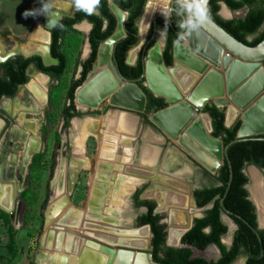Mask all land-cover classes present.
Listing matches in <instances>:
<instances>
[{
    "label": "rangeland",
    "instance_id": "obj_1",
    "mask_svg": "<svg viewBox=\"0 0 264 264\" xmlns=\"http://www.w3.org/2000/svg\"><path fill=\"white\" fill-rule=\"evenodd\" d=\"M42 3L52 4L51 9L56 10L60 13V15L64 14H72L75 10L70 7V0H0V38H2V47L5 51L11 50L14 44H26L33 34L34 30L40 29L41 32L45 33V38H47L46 42L42 46H49L50 41V32L49 27H47L45 15H35V16H24L26 11L38 10L41 8ZM58 8V9H57ZM65 8V9H64ZM70 11H67V9ZM63 9V10H62ZM245 12V8L240 10V15ZM75 30H70L65 33L62 39L61 48L67 57V67L64 75L59 80H50L46 78L45 86H46V94L47 99L44 94V103L38 104L37 102H41L38 99H32L29 95V91L26 90V85H22L19 89L18 96L21 97L23 94L24 98L27 101L24 102L25 105H30L29 108L18 109L19 112H16L15 105H17L16 100L19 99L18 96L13 101V98L2 97L0 100V110L4 118L0 117V180L9 181L5 184H10V182H15V190H14V198L12 210L5 211L0 208V264H36V259L38 254L43 251L46 252L45 249L42 248L41 240L43 234L47 231V223H46V214L50 209L51 203L54 199H60L62 196H67L68 205L62 208L69 210L71 212L74 211L75 216L72 218L73 221H70L69 224H54L53 229L63 232H71L73 236L78 235L81 230L83 234L81 237L86 240V243L89 245L90 242L98 243L101 247L102 245L110 246L113 243L102 241V239L98 238L96 234L95 236L87 235L84 233L83 226L88 229H95L94 226H90L86 221L87 218H90L92 213V206L89 205V198L91 194H94L93 185L95 183H100L103 186L104 193L106 195L107 187L106 184L97 181L96 177H94L95 170L100 167L96 165L95 170L82 168L77 173V177L75 178V182L73 187L69 189L68 181L69 172V160L71 155H82L84 153L88 156L89 159L94 163V156L97 152L98 144L95 141V137L91 134L88 135L84 141V150L79 154H75V141L77 137H82V125L85 121H93L96 120L97 128H101V122L107 120V118L117 111L118 106H113L110 102L109 97L104 98L98 104V109L95 110L98 117L90 119L89 115H84L83 117H73L67 126H65L61 110L63 106L67 103L66 99V91L72 79H75L79 76V71L81 67L77 65L78 59H85L89 53V42L87 39V34L89 30V26L86 24V21H82L76 25H74ZM259 31H264V21L259 28ZM252 38V37H249ZM159 41V35H155V40ZM141 41V39H140ZM161 42V41H159ZM140 43V42H139ZM138 43V44H139ZM142 43V44H141ZM139 46L142 47L143 42H141ZM136 44L135 46H138ZM134 47V46H133ZM132 48V47H131ZM45 49L40 50L41 52H46ZM140 50V47H139ZM138 50V54H139ZM37 50L31 51H18V54H22L24 52L31 53ZM13 53V51L9 52ZM128 53V52H127ZM137 54V55H138ZM11 54L10 56H13ZM110 59L112 60L111 56ZM32 72L36 73L34 70ZM34 73H32V79L34 77ZM35 79V78H34ZM248 79V78H247ZM249 80V79H248ZM31 87V84L28 86ZM51 91V95L53 96L52 104L48 102V91ZM28 91V92H27ZM18 93V92H17ZM8 99V106L3 105V100ZM21 99V98H20ZM6 101V100H5ZM13 101V102H12ZM74 102L76 107L83 111H88L91 108L88 107H79L76 104L75 94H74ZM211 102V101H209ZM13 103L15 105H13ZM113 106V108H105L107 106ZM12 107V108H11ZM125 109V108H124ZM125 112L130 113L131 115L136 116V111L125 109ZM89 112V111H88ZM242 113L239 114V116ZM89 117V118H88ZM239 119V117H236ZM41 122V126L37 125V122ZM7 122V123H6ZM136 122V121H135ZM32 123L35 125V129L33 131L25 129V125ZM234 123V122H233ZM104 128V129H103ZM149 128L145 127V130ZM36 129H39V147L36 151L31 154V157L27 163L23 161V153L26 142V135L28 133H34ZM105 130V127H102ZM117 130V129H116ZM142 131L143 140L140 144L139 155L137 156V163H140V157L142 150L145 151L146 146L156 145L157 141L160 139L154 138L147 130ZM120 132H124L122 129H118ZM132 130L130 133L132 135V140L134 141L132 145L129 147L124 146V148H128L127 151L133 150V159H135L136 148L135 145L137 143V133L135 134ZM97 133L105 136V133H100L97 130ZM113 135H116L113 133ZM123 137V136H122ZM163 140V139H162ZM173 146V152H180L182 155L187 150L182 148L177 141H170ZM135 144V145H134ZM82 150V149H81ZM188 152V151H187ZM186 152V153H187ZM188 154V153H187ZM16 155L14 158L13 156ZM35 158L33 159V156ZM190 155V154H188ZM174 155L171 156V158ZM132 159V163H133ZM174 158H172L173 161ZM200 160V159H198ZM97 160H95L96 163ZM171 161V162H172ZM201 161V160H200ZM206 167L203 161H201ZM220 162V161H219ZM192 163V162H191ZM221 163V162H220ZM180 164V163H179ZM23 165V167H22ZM113 165L110 168L113 169ZM23 168V169H22ZM180 168V167H179ZM209 168V167H208ZM210 169V168H209ZM181 170V168H180ZM247 177V189L250 198L254 201L255 210H257L258 221L259 220V212L258 205H256L255 197L251 190L254 180L253 173L256 174L258 178H260L262 187L264 188V169L253 168L250 165H247L244 169ZM191 169L183 168L180 172H171L174 177H179L184 180L185 176L191 177ZM194 172L196 183L190 184L191 189L193 191L194 187L207 186L213 183V179H201V174L199 172ZM104 172L103 174H106ZM113 175L115 172L109 171L108 175L104 178L106 181L110 179L112 183H114ZM100 178V176H99ZM142 178V177H141ZM58 179V182L56 181ZM95 182V183H94ZM60 184V194H56V184ZM94 183V184H93ZM4 184V185H5ZM11 185V184H10ZM143 182H139L136 186H142ZM12 186V185H11ZM130 187L121 197H119V205L115 206L116 202L107 203L105 207L108 209L113 208L116 210L114 217L117 216L114 220L117 221H109V226L106 221H101L103 226L96 225V232L103 227H114L117 228H128L129 226L132 228H137L143 225H138L137 215L142 212L143 208L136 205L135 200L133 201L131 196L134 192V189L137 187ZM19 189H18V188ZM175 187V186H174ZM175 189H179V187H175ZM183 189H187V187H183ZM116 191V190H115ZM108 194H110L108 192ZM120 195V194H119ZM104 196V195H100ZM141 199H145L146 197L142 196V191L140 194ZM104 201L107 200L106 196L103 198ZM121 200V201H120ZM151 201H155L150 198ZM104 204V203H103ZM66 205V204H65ZM157 202L155 201V206ZM114 206V207H112ZM49 207V208H48ZM64 211L66 212V210ZM74 209V210H73ZM73 210V211H72ZM86 210V211H85ZM47 211V212H46ZM203 210H199L198 212H194V217L200 216L203 214ZM79 213V214H78ZM83 213V214H82ZM84 213H86L84 215ZM92 213V214H91ZM162 216V221L168 224V213L155 211ZM102 214V211L101 213ZM104 214V213H103ZM84 215V216H83ZM110 215V212H109ZM196 215V216H195ZM223 221L227 224L228 230L226 234L222 236V241L226 245H229L232 240V235L235 230V223L233 220L226 214L222 213L221 215ZM78 219H81V221ZM82 222V223H81ZM86 222V223H84ZM78 223L80 224V228L78 227ZM73 224V225H72ZM113 224V225H112ZM261 224V223H260ZM59 225V226H58ZM88 225V226H87ZM111 225V226H110ZM62 226V227H61ZM120 226V227H119ZM59 229H56L58 228ZM91 227V228H90ZM93 227V228H92ZM165 227V230L168 228ZM169 227V225H168ZM60 228H62L60 230ZM149 228V227H148ZM104 229V228H103ZM127 229V230H128ZM92 230V231H93ZM122 230V229H121ZM120 230V231H121ZM150 230V229H149ZM91 231V232H92ZM151 238V237H150ZM89 242V243H88ZM91 244V243H90ZM86 245V246H88ZM92 245V244H91ZM114 248H126L129 250L135 251H144L146 253H150L151 248L142 249L137 247H131L128 245H124L123 243H115L113 244ZM94 246V245H92ZM95 247V246H94ZM94 247H86L87 250H90L92 253H97L105 258L106 264L109 255L104 252H99L98 249H94ZM93 249V250H92ZM98 251V252H97ZM52 253V252H49ZM193 254L198 256H203L207 259H215L219 256V249L216 245H209L204 250H198L193 248ZM242 256V255H241ZM239 258V257H238ZM237 258V259H238ZM236 259V260H237ZM235 260V261H236ZM50 263V262H49Z\"/></svg>",
    "mask_w": 264,
    "mask_h": 264
},
{
    "label": "trees",
    "instance_id": "obj_2",
    "mask_svg": "<svg viewBox=\"0 0 264 264\" xmlns=\"http://www.w3.org/2000/svg\"><path fill=\"white\" fill-rule=\"evenodd\" d=\"M111 1L127 13L124 22L125 36L115 42L111 58L119 74L125 80L134 81L145 93V113L141 115L147 123H150L148 115L165 107L167 103L163 97L153 95L143 85L141 76L144 68V55L155 42L157 31L164 30L167 25V42L162 48V55L164 64L172 65L173 40L181 30L177 27L179 18L174 12H171V17L167 21L165 17H155L145 37L143 44L145 48L140 50L135 64H127L125 59L128 50L139 42L138 21L147 0H101L100 16H87L75 10L72 14L62 15L59 22L64 25V28H49L50 54L58 62L45 65L38 54L30 56L15 54L1 61L0 100L2 97L13 98L19 88L28 83L27 68L30 65L48 76L51 81L59 80L67 67V57L61 48L62 39L66 32L75 30L74 25L85 20L90 25H94L87 34L90 50L85 59L77 60V65L81 67L79 76L71 80L66 91L67 103L61 110L65 126L69 124L72 117L83 115L84 113L75 105L74 94L76 88L82 84L91 70L101 43L116 29L117 19L109 7ZM220 1L232 10L243 6H247L248 10L242 18L223 19L218 14ZM208 6L210 17L236 39L252 46L264 38V31H259L264 21V0H209ZM104 19L107 20L106 28L103 24ZM249 36L252 38L248 39ZM139 78L141 79L138 80ZM52 99L53 96L49 90V104H52ZM203 110L211 116L213 127L211 134L219 137L223 145L227 147L223 163L214 174L204 169L205 174L214 180L213 183L194 189L193 192L197 206H203L212 200V207L206 209L201 216L193 218L192 226L181 236V246H168L165 244L166 224L160 222L162 219L160 214L154 213V201L138 199L140 192L138 190L134 194L136 205L147 207V211L137 217L138 225H149L152 232L150 252L153 260L159 264H231L241 255H247L246 264H264V228H258L255 206L245 187L248 177L244 172L247 165H255L257 168L264 169V133L230 143L236 138L241 120L236 119L230 127H226L224 110L217 109L211 102H208ZM0 117L4 118L1 110ZM222 213L228 215L237 225L230 245L222 242V236L228 230L227 224L221 217ZM211 244L219 249L217 258L207 259L193 254V248L204 250Z\"/></svg>",
    "mask_w": 264,
    "mask_h": 264
},
{
    "label": "bare ground",
    "instance_id": "obj_3",
    "mask_svg": "<svg viewBox=\"0 0 264 264\" xmlns=\"http://www.w3.org/2000/svg\"><path fill=\"white\" fill-rule=\"evenodd\" d=\"M155 9H156V0H148L146 9L138 24L139 33H141V36H143V34L145 33V30L147 29V26L149 24V21L152 17L153 12H155ZM69 10L70 9L68 8L67 11ZM52 12L56 13V11H52ZM115 12L118 17V28L116 29L114 34L109 39H107L105 42L102 43L100 50H99V54L97 56V60H96L95 72L91 75L89 81L84 85H80L76 89L75 99L78 105L86 106L89 104V102H91V103H97V106H98V104L103 99L102 95H104L108 87L112 85V82L113 83L116 82L115 77L108 66V62L110 61V53H111L113 41L115 38H117L122 33L121 25H122V21L124 20L126 12L117 7L115 8ZM46 17L48 21L49 16L46 15ZM34 38H36L40 42L39 46H41L43 41H45L44 36H41V35H36ZM34 42H37V41H34ZM136 49L137 48H133L130 51L129 55H127V58H126L127 61H131V59H134V55L136 54ZM149 66L151 69L150 73L153 75L152 79H154V76H156L159 72V60H158V54L156 51H153L150 55ZM255 69H257V71ZM32 70L35 71L36 69L35 68L30 69L31 74L34 73L32 72ZM194 70L195 69H193L192 71ZM188 73L187 72L179 73V71L176 72L177 76L181 78V80L184 81L182 82L184 85L183 87L184 89H187L185 87L187 85L188 87H190V83L193 80L197 79L194 76L195 72L194 73L190 72L189 74ZM33 75H35V73ZM249 75H250V79L249 80L245 79L244 80L245 83L240 88H237L239 90L235 93L234 91L236 89L234 88V85L239 84L241 80L243 81V79L248 77ZM223 78L225 80V76ZM225 81H226V84L228 85V89H227V91L229 90L228 95L231 96V99L235 103H237L238 106L239 105L241 106V109L243 108L247 110L248 107L253 106L250 109V111L246 113L245 119L244 117H242L245 121L243 123L242 128L240 129V133L241 134H244L247 132L251 133L253 131L261 129V127H263L264 125V65L263 66L262 65L261 66H257V65L256 66L254 65L243 66L240 64H234L228 69L226 73ZM218 82L219 81L213 78L206 80L204 84L199 87L196 100H200V97L202 94L206 95L209 92H219L218 91L219 86L217 85ZM176 86H178L182 94L187 93V90H183L181 87H179V85H176ZM32 90L37 94L38 100L40 101L41 95L38 93L39 90H34V89ZM109 96L110 94L107 97ZM18 98L19 99L16 100L17 105L13 103V105H15L17 112H19L18 109L20 110V109H25V108L30 107V105L24 104V102L27 100L23 102L20 99L21 98L20 96H18ZM113 99H114V102H119V103L128 102L129 104L133 106H137V104L140 103V96L138 95L137 91L130 86H126L124 90H122V92H120ZM193 100H195L194 96H193ZM37 103L42 104V101L37 102ZM8 104H9L8 100L3 102L4 106H8ZM88 107L90 106L88 105ZM37 125L39 126L40 124L37 122ZM25 127H26L25 129L31 130V131L35 129V125H33L32 123L30 124L26 123ZM39 136H40V131H37L36 129L34 132V135L30 136L27 139L25 147H24V153H23L24 163H27V161H29L31 157V154L38 149ZM179 143L192 156H194L197 159H200L205 164H207V166L210 169H213L220 165V162H219L220 159L216 158L215 156L211 157L210 155L207 156L204 153H199L200 148L196 147L197 144L195 142L193 143L192 141H190V138L188 139V138H185L184 136L179 139ZM76 147H78L77 144H76ZM67 168H68L69 178H70V180L68 181V184L72 185L80 169L90 168V160L86 156L72 154L69 160V166ZM124 172L127 174H131V175L137 174L138 176L146 180L154 181L151 186L147 187L143 191L142 196L155 200L157 202V211H161V212L168 211V213L170 214V220H169L170 224L168 227L169 228L168 241L171 244H177L179 242V239L182 233L191 224L192 218L194 217V212H198L195 205L193 204V199H192V194H191V185L189 183H186L185 181L183 182V180H180L176 177H171L165 173H162L156 170H147V169H142L138 167L126 166L124 168ZM253 180H254V183H253L251 190L255 197V201L257 203L256 205H258V212H259L258 214H259L260 223L261 225H264V188L262 187L260 178H258L256 174L254 173H253ZM56 181L58 182V179ZM174 186L176 188L179 187V189H175ZM185 186L187 187V189H183V187ZM60 187H61L60 184L57 183L56 190H55L56 194L57 192L58 194H60V191H62ZM2 188L3 190L0 196V205L3 206L5 210L10 212L12 210L11 207L13 205V198H14L12 195L13 193L11 192V185L5 184L2 186ZM93 191H94V194H91V197L89 198L90 199L89 205L92 206L91 212L94 214L93 215L89 214L90 218H87V216L85 215L86 213H84V215L87 218L86 222L90 224V226H94V228L96 229V225L98 226L100 225L101 227L103 226L102 224L103 220L101 219L102 217L100 218L99 213L101 212V209L103 208L106 202L103 200L105 193H104L103 186L100 183H95L93 185L92 192ZM100 195H104V196H100ZM67 203H68V198L66 195L60 197V199L59 198L57 200L54 199L53 202L51 203L50 209L48 210V212L46 211L47 212L46 223L48 225L47 227L48 229L43 234V237L41 240L42 248L45 249L46 252L41 251L38 254L37 259H36V264H106L104 257L95 253L96 251L92 253L90 250H87L86 247L89 248L90 246L91 247L95 246L94 249H98L99 252H104L107 255L109 254L103 251L99 247V244L96 242L95 243L90 242L94 246H92L89 242H88L89 243L88 245L86 243V240L81 237L82 235H80V234H83L81 230H78L80 231L78 235L76 234V236H73L72 234H70L71 232H68V231L63 232L61 230L62 228H60L61 231L53 229L55 226L54 224L56 225L59 223L68 224V222L70 224L71 223L70 221H73L72 218L75 216V213L77 211L74 213L73 211L74 209L72 210L73 212L66 210L65 208L67 207L65 206L68 205ZM117 204L119 203L117 202L116 206ZM63 207H65L64 209L66 210V212L64 211V209L62 211ZM110 216H112V214ZM79 220L81 221V219H78V222ZM56 222H59V223H56ZM52 225L54 226L52 227ZM78 227L80 228L79 223H78ZM82 228L85 230L84 231L85 234L89 236L90 235L95 236L94 234H96V236L102 239V241L111 242L113 244L123 243L124 245L126 244L131 247H137V248H142V249H146L150 245V234L151 233L149 231L148 226H140L137 228H132L129 226V229L127 228L128 230L124 229V230L119 231L120 229H118L117 232H115L116 230L113 227H109V228H112L111 231H104L106 230V228L99 229L98 227L97 232L95 229L87 230L86 225L85 227L83 226ZM56 229H59V227ZM48 251L52 253H49ZM107 260H108L107 264H120V262H118L116 259H113L112 261H110L108 258ZM126 262L127 261L123 262V264H155L151 262L148 256L146 257L138 256L135 253L132 254V256L128 259V262L127 263ZM234 264H242V263L236 262Z\"/></svg>",
    "mask_w": 264,
    "mask_h": 264
},
{
    "label": "water",
    "instance_id": "obj_4",
    "mask_svg": "<svg viewBox=\"0 0 264 264\" xmlns=\"http://www.w3.org/2000/svg\"><path fill=\"white\" fill-rule=\"evenodd\" d=\"M147 2L140 16L139 22L146 9ZM208 3H209V0H208ZM109 7L111 11L114 13V15L116 16V19H117L116 29H117L118 28V17L116 15L115 8L116 7L119 8V7L112 1L109 3ZM171 8H173V6H171ZM55 14L58 18L62 16L60 15L58 11H56ZM126 14H125L124 20L122 21V25H121L122 33L117 38L114 39L110 56L112 55L115 42L118 41L123 36H125L124 22L126 19ZM157 16L164 17V15H161V14L153 15L152 19H150L149 21V24ZM45 19H46V24L48 25L46 15H45ZM149 24H148V27H149ZM112 35H110L107 39H109ZM144 41H145V37L141 36V34L139 33V42L140 43L143 42L144 44ZM185 41H182L181 44H184ZM186 42H187V47L183 48L182 51L180 49L181 47L177 49L176 47L173 46L172 48L173 62H172V65L170 66H166L164 64L163 55L159 54V52H162V47L160 44H159V47H157L158 42H154L147 49L144 55V58H143L144 68H143V73L141 76V78H143V85H145L146 88L149 89V91L153 95L163 97L167 103L165 107L152 112L149 115V121L154 126H156L158 129H160L163 133H165L167 137L173 142L175 141V139H177L178 135L181 133L183 137L184 136L191 137L192 140L198 143L200 148L202 147L206 149L210 154L220 159V162H221L220 165H221L226 155L227 147L223 145V142L219 137L213 136L211 134L213 130L211 116L209 115L208 112L204 111L203 109L205 105L209 101H211V103H213L217 107V109L224 110V125L226 127H230L235 121V118L239 117V119L241 120V123L237 130L236 138L232 140L230 143L238 141V140L246 139L249 136H254V135L264 133V125H263L261 129L253 131L251 133L241 134L240 129L242 128L244 121L242 120L243 115L239 116L240 112L236 108L238 104L235 102L234 104H232V102L230 101L231 96H229V98H227V96L223 97L225 94L224 93L225 91L223 89L224 84H225L223 77L225 76V80H226V73L232 65L234 64H240L243 66H246V65H254V66L262 65L263 66L264 65L263 64L264 62V38L261 41H259L257 44L252 45V46L245 44L244 42L232 36L229 32H227L223 27H221L217 22H215L210 17V22H208L205 26H203L197 32L193 33L190 37H188ZM100 47L97 51V56L99 54ZM139 47H140V50L145 48L144 45H142V47L141 46ZM45 51H46L45 53L41 51H34L31 53L24 52L22 53V55L30 56L32 54H38L41 57L43 64L45 65L56 64L58 61L56 58L52 57V55L50 54L49 46L46 47ZM153 51L157 52L158 60H159V72L157 75L155 74L156 76H154V79H152L153 75L150 73L151 69L149 66V58ZM179 51H181V53H179ZM11 54H14V55L18 54V51L9 53L5 55L4 57H0V62L10 57ZM180 54L184 56L182 57L180 56ZM136 59L133 62H128L127 59H125V62L127 64L133 65L135 64ZM96 60H97V57L92 64L91 70L88 72V74L86 75V78L84 79L81 85L86 84L89 81L91 75L95 72ZM108 66L110 70L112 71L116 82L115 83L112 82V85L108 87L107 91L104 93V95H102L103 99L107 98V96L110 94L109 99L113 106H118L120 108L134 110L136 112L143 111L145 108V104H146V95L143 92V90L134 81L125 80L119 74L118 70L116 69L111 59L108 62ZM191 69H195V71L200 73V75H197L198 73H195L194 76L197 79L193 80L190 83V87H188L187 85L185 86L187 89H184L183 88L184 85L182 83L184 81L181 80V78L177 76L176 72L179 71V73L181 72L190 73L192 72ZM46 77L48 78V76ZM141 78H139L138 80H140ZM211 78L219 81L217 84L219 86L218 88L219 92H209L206 95L202 94L200 97V100H196L199 87L203 85L206 80H209ZM174 82L177 83V85H179V87H181L183 90H187V94L185 95L186 97L182 94V92L179 90V88L176 86ZM126 86H130L133 89H135L138 95L140 96V103L137 104V106H133L129 104L128 102L127 103L114 102L113 98L116 97L120 92H122V90H124ZM193 96L195 97V100H193ZM88 105L90 106L88 108H91V109L97 108L96 107L97 103L89 102ZM156 118L159 120H157ZM195 160L212 174H214L217 171V169L220 167L219 165L218 167L209 169L197 158H195ZM250 166L257 169L255 165H250ZM187 181L188 183L192 184L191 178L187 177ZM8 182L9 181L0 180V196L3 190L2 186ZM74 182H75V179L72 185H69V189L73 187ZM153 182L154 181H152L151 184L148 185V187L151 186ZM13 183L15 182H10V184L12 185L11 192L13 193L12 195L14 197L15 184ZM245 187L248 188L247 183ZM191 194H192L193 204L195 205L198 211L199 210L205 211L206 209L212 207L213 205L212 200L203 206H197L195 203V198H194L192 189H191ZM252 202L254 204V201ZM0 208L5 210L4 208H2L1 205H0ZM154 211H157V206L155 207ZM256 216H257V210H256ZM193 218H192V222H193ZM169 220H170V214L168 213V224L166 228H168V225L170 224ZM192 222L189 225V227L182 233V235L192 226ZM257 223H258V228H264V225H261L259 223L258 216H257ZM234 225L236 228L237 225L236 224ZM143 226L149 227L148 224L143 225ZM149 231L151 233L150 234V237H151L152 232L151 230ZM168 232H169V228L166 230L165 244L168 246H176V247L181 246L182 245L181 243L182 235L180 236L179 242L177 244H171L168 241ZM100 248L109 254L110 261H112L113 259H116L118 262H120V264H123V262L125 261L128 262V259L134 253L138 256H143V257L148 256L152 263L159 264L153 260L151 252L148 254L144 251H139V250L138 251L129 250V249L122 248V247L114 248L113 244L110 246L102 245ZM148 248H152L151 244L149 245ZM246 260H247V255H242L231 264H234L236 262L246 264Z\"/></svg>",
    "mask_w": 264,
    "mask_h": 264
},
{
    "label": "crops",
    "instance_id": "obj_5",
    "mask_svg": "<svg viewBox=\"0 0 264 264\" xmlns=\"http://www.w3.org/2000/svg\"><path fill=\"white\" fill-rule=\"evenodd\" d=\"M52 5V4H50ZM219 10H218V14L223 18V19H231L233 17H236V18H242L244 17L245 13L247 12L248 8L247 6H243L242 8H245V12L240 15V10L242 8H239V9H235V10H232L230 9L224 2L220 1L219 2ZM171 6L174 7V0H156V9H155V12H153L152 16L153 15H157V14H161L163 15L162 13H164L166 16L167 15H171V13L168 12V9L171 8ZM58 9V8H57ZM63 10V9H62ZM51 11H56V10H52ZM165 17V16H164ZM152 19V17H151ZM85 21V20H84ZM139 22V21H138ZM151 23V22H150ZM86 24L88 26H90V24L86 21ZM150 25V24H149ZM148 27V26H147ZM149 28V27H148ZM148 28L145 30V33L143 34L144 37H146V34H147V31H148ZM90 29V27H89ZM38 31V32H37ZM42 30L40 29H37V30H34L33 34L35 35H31V38L30 40L26 43V44H14V46L11 48V50L9 51H5L2 47V38H0V57L4 56V55H7L9 54V52L11 51H31L30 49L32 50H37V51H40V50H43L46 48V46H43L42 48V45L45 44L47 38H45V33L41 32ZM89 31V30H88ZM163 31V30H159L157 31L156 35H159L160 37V32ZM41 32V33H40ZM138 33H139V29H138ZM141 34V33H140ZM36 35H41V36H44V40L42 45H40V42L34 38ZM251 37V36H249ZM248 39H251L249 38ZM34 41H37V42H34ZM187 41V40H186ZM185 41L184 44H181V51L183 48H186L187 47V42ZM155 42H158L161 47L163 48L164 46V42L161 41H157V39L155 40ZM34 43V44H33ZM186 45V46H185ZM39 46V47H38ZM31 47V48H30ZM36 47V49H35ZM26 50H25V49ZM133 48H137L136 49V54L134 55V59H131V61H128V62H133L136 57H137V54H138V49H139V46H136V47H133ZM131 48L127 55H129L130 51L133 49ZM29 49V50H28ZM181 51H179V53H181ZM180 56H184V55H181ZM30 69H34L33 65H30L28 68H27V74L29 76V81L28 83H26V90L29 91V95L32 97V99H38V96L37 94L32 90H39V94L41 95V101H43L44 103V94H45V98L47 99V94H46V86H45V81H46V75H44L43 73H40L39 71H36L35 70V75L32 79V75L30 73ZM193 70V69H192ZM257 71V69H255ZM192 72H195V73H198L197 71H192ZM186 73V72H185ZM188 73V72H187ZM259 73V72H258ZM189 74V73H188ZM200 75V73H198ZM251 74V73H250ZM260 74V73H259ZM35 78V79H34ZM250 79V75L246 78L243 79V81L241 80V82H239V84H235L234 85V89L233 91L236 93L239 89L237 88H240L244 83H245V79ZM247 79V80H248ZM225 84H224V96L223 97H226L228 95V92L229 90L227 91L228 89V85L226 84V81L224 80ZM175 83V82H174ZM31 84V87H28L29 85ZM177 85V83H175ZM226 85V86H225ZM24 86V85H23ZM178 87V86H177ZM227 87V88H226ZM20 90V89H19ZM19 90H18V93L16 94V96L12 99L13 101L16 99V97L18 96L19 94ZM180 90V89H179ZM27 91V92H28ZM219 91V90H218ZM187 93L183 94L184 96L186 95ZM186 97V96H185ZM24 96L23 94L21 95V100L24 102L26 99H23ZM227 98H229V95L227 96ZM5 100H8V99H4L3 101ZM12 101V102H13ZM231 102L233 101L232 99L230 100ZM230 102V103H231ZM77 104V102H76ZM232 104H234V101L232 102ZM78 105V104H77ZM79 107H81V105H78ZM83 107H88V105L86 106H83ZM253 106H250L247 108V110L245 109H241V106H236V108L238 109V111L240 113L243 114V117L245 119V115L247 112L250 111V109L252 108ZM12 108V107H11ZM17 112V111H16ZM151 114V113H150ZM149 114V115H150ZM241 114V115H242ZM112 117V118H111ZM89 118V117H88ZM90 119H93L92 117H90ZM137 119H138V116L136 115H131L130 113L128 112H125V111H121V110H117L116 112H114L113 114H111L107 120H104L101 122V128H97V123H96V120L93 121H85L82 125V137H77L76 138V141H75V154L77 152H82L84 150V147H83V141H85L86 137L88 135H94L96 137V140H97V146L98 148L96 149L97 152L94 156V159L97 160L96 163H95V160H94V169H96V165H99L100 167H98L95 172H94V177H96V181H99L106 184V187H107V191H106V198L107 200L105 201L107 203H113V202H118V199L119 197H121L124 193L128 190V188H132V187H135L139 182H141V180H143L140 176H138L137 174L136 175H131V174H127L123 171V168H124V165L125 164H130L132 163V159H133V150L131 149L130 152L127 151L128 148H124L123 147V144L124 146L126 147H130L131 146V141H132V135L130 133H132L131 131L134 130L133 132L135 133H138V132H142L141 129L137 128L136 130V124H137ZM243 119V118H242ZM243 119V121H245ZM128 120V121H127ZM1 121V120H0ZM136 121V122H135ZM1 123V122H0ZM102 127H105V130L102 129ZM117 129V130H116ZM118 129H122L124 130V132H120L118 131ZM97 130L100 132V133H105V136L103 135H100L97 133ZM154 138L155 135H154V131H153V128L149 127L146 129ZM145 130V131H146ZM113 133H115L116 135H113ZM135 133V134H136ZM249 133V132H247ZM123 136V137H122ZM137 136V135H136ZM182 133L178 135L177 139H175V141L178 142V144L184 148L180 143H179V139L182 138ZM185 138H190V141H192L193 143L195 142L194 140L191 139V137L189 136H186ZM157 139V138H156ZM161 141V140H160ZM173 142V141H172ZM175 143V142H174ZM196 143V142H195ZM76 144L78 147H76ZM79 144V145H78ZM81 144V145H80ZM189 144V142H188ZM196 147L200 148V146L198 145V143H196ZM81 146V147H79ZM82 149V150H81ZM145 151L142 150V153H141V157H140V163H139V166L140 165H143V164H146V162H149L151 163L153 161V159L155 158L156 156V149H154V147L152 146H146L145 148ZM185 149V148H184ZM172 150L170 148H167V150L165 151V156L169 154V152H171ZM187 152V151H186ZM77 153V154H79ZM84 153V152H82ZM177 153V152H176ZM188 154H190L189 152H187ZM199 153H204L206 154L207 156L210 155L211 157H213L214 155L210 154L209 152H207L206 149L204 148H200L199 149ZM84 155L86 156V154L84 153ZM190 156H192L190 154ZM194 157V156H193ZM215 158V157H214ZM195 159V158H194ZM113 165V169L110 168L111 165ZM162 167V168H161ZM164 169V170H163ZM114 171L115 172V175H113V180H114V183L110 182L112 178L110 179H107L106 181L104 180V178L108 175V172L109 171ZM153 170V169H152ZM158 171L159 172H162V173H165L171 177H174L173 174H171L172 171L168 170V168L166 166H164L163 164L160 165V167L158 168ZM104 172H107L106 174H103ZM212 174V173H211ZM100 176V178H99ZM132 176V177H131ZM138 176V177H137ZM176 177V176H175ZM141 178V179H140ZM180 180H182L181 178L179 177H176ZM186 182L188 183L187 181V176H185L183 182ZM94 182V183H95ZM93 183V184H94ZM190 184V183H189ZM125 189V190H124ZM116 190V191H115ZM108 192L110 194H108ZM120 194V195H119ZM90 200V199H89ZM115 203V204H116ZM119 205V204H118ZM105 206V205H104ZM101 209L102 211V214L99 213V216L100 218L103 220V221H108L107 224L109 223V221L111 220H114L115 218H117V216L114 217L113 214H115L116 210H114L113 208L110 207V209H108L107 207H104ZM116 206V205H115ZM3 207V206H2ZM114 207V206H113ZM4 208V207H3ZM105 209V210H104ZM110 212V215L112 214V216H110L108 213ZM168 213V211H166ZM104 213V214H103ZM106 213V214H105ZM113 217V218H112ZM109 219V220H108ZM109 225V224H108ZM118 226H115L114 225V229L116 230L115 232L118 231ZM120 227V226H119ZM104 229L106 228V230L104 231H111L112 228H109V227H103ZM101 228V229H103ZM120 230H124V228H119ZM126 229V228H125ZM119 230V231H120ZM49 252V251H48Z\"/></svg>",
    "mask_w": 264,
    "mask_h": 264
},
{
    "label": "clouds",
    "instance_id": "obj_6",
    "mask_svg": "<svg viewBox=\"0 0 264 264\" xmlns=\"http://www.w3.org/2000/svg\"><path fill=\"white\" fill-rule=\"evenodd\" d=\"M171 2V0H170ZM175 7L169 8L168 12H174L179 18L177 27L181 31L176 35V39L173 40V46L179 49L182 41L187 40L193 33L197 32L200 28L210 22V9L208 6V0H174ZM70 7L74 8L77 12H83L87 16H100L101 0H70ZM166 21L170 18V15L162 13ZM35 15H48L49 28H60L63 29L64 25L59 22V18L55 13L51 11V5L42 3V6L38 10L26 11L24 16H35ZM104 27L107 26V20L103 21ZM94 27V25L89 26ZM159 41H163L166 45L167 42V25L165 29L160 32ZM159 47V43H157ZM162 55V52H159Z\"/></svg>",
    "mask_w": 264,
    "mask_h": 264
},
{
    "label": "flooded vegetation",
    "instance_id": "obj_7",
    "mask_svg": "<svg viewBox=\"0 0 264 264\" xmlns=\"http://www.w3.org/2000/svg\"><path fill=\"white\" fill-rule=\"evenodd\" d=\"M145 107H146V104H145ZM98 108L99 107H97L96 109H98ZM105 108H107V109H109V108L115 109V107L110 106V105L105 107ZM117 110L123 111L125 109L119 107ZM81 111L84 113L83 115H81V117H83L84 115H89L92 118H96L99 115V113L97 114L96 111L95 110L93 111L92 109L88 110L89 112L88 111H83V110H81ZM135 113L138 116L137 124H136V130H137V128L138 129L140 128L141 131H143V130H145L146 126L151 127V128H153L155 137L157 139H160L161 141H157L156 142L157 144L154 145V149H156V156L153 159V161L151 163L146 162V164H143V165L139 166V164L137 163V156L139 155L140 144L142 143L143 136H142V132H138L137 136H136L137 137V143H136V145L134 144L135 148H136L135 159H133V163L125 164L124 168L126 166H129V167H138V168L147 169V170H152L153 169V170L158 171V168L160 167V165L163 164L164 166H166L168 168V170H170L172 172H177V171L180 172L183 168L191 169L192 170L191 177H189V178L192 179V184L196 183V179H195V175H194L193 171L199 172L201 174L200 176H201L202 180L210 178L208 175L205 174V172H204L205 168L200 163H198L193 157L188 155L186 152H184L183 155L180 152H177V153L173 152V149H172L173 145L172 144H175V143L171 144V142H170L171 140L167 137V135L165 133H163L160 129H158L156 126H154L151 122L147 123L145 118H144V116L141 115L142 113H145V108H144L143 111L135 112ZM148 120H149V115H148ZM38 123L40 124L39 125V127H40L41 126V122L39 121ZM37 131H39V129H37ZM32 135H34V133H31V132L28 133V135H26V139L25 140L27 141V139L30 136H32ZM92 136H94V135H92ZM95 141L97 142L96 137H95ZM133 142L134 141L132 140L131 141V145H132ZM25 144H26V142H25ZM83 147H84V141H83ZM167 148H170L172 151L169 152V154L165 156V151L167 150ZM172 155H174L172 157V158H174L173 161H172V158H171ZM86 157H88V156H86ZM14 158H15V155H14ZM89 160H90V168L89 169L93 170L94 169V163L91 161V159H89ZM179 167L181 168V170H180ZM124 168H123V171H124ZM142 179L143 180H141V182H143V185L142 186H136L137 188H135L134 192L132 193L131 198H132L133 201H134V194L136 193V191H138V190L140 191L139 194H138V199H141L140 198L141 191L145 190L148 187V185H150L151 182H152L151 180H146L144 178H142ZM201 187H204V186H201ZM201 187H194V189L201 188ZM194 189H193L192 192H194ZM142 200H150V198H145V199H142ZM154 203H155V201H154ZM139 207H142L143 210H142V212H140L137 215V217L140 216L142 213L147 211V207L146 206L140 205ZM155 207H154V209H155ZM154 213H155V211H154ZM162 219L160 220V222H163ZM144 225H146V224H144Z\"/></svg>",
    "mask_w": 264,
    "mask_h": 264
}]
</instances>
